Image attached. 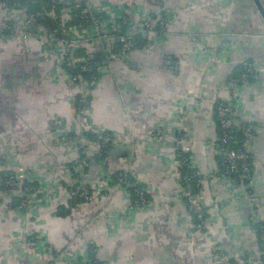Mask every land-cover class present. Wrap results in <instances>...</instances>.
Wrapping results in <instances>:
<instances>
[{
	"label": "crops",
	"instance_id": "obj_1",
	"mask_svg": "<svg viewBox=\"0 0 264 264\" xmlns=\"http://www.w3.org/2000/svg\"><path fill=\"white\" fill-rule=\"evenodd\" d=\"M85 1L101 15L136 6L141 18H165V28L149 48L123 60H108L109 47L97 42L83 49L100 73L98 85L86 90L88 120L112 144L98 159L88 148L80 175L71 169L76 147L53 139L79 127V104L58 67L59 54L34 37L0 35V173L12 172L20 160L23 182L37 188L39 201L30 217L5 209L12 198L1 193L0 264H51L54 256L74 263L94 256L100 264H224L257 250L249 202L242 192L232 199L223 184L204 182L193 193L206 219L203 231L196 228L174 143L183 134L189 170L209 174L219 133L214 102L235 99L234 121L261 128L250 148L264 223V20L253 1ZM3 15L0 7V24ZM25 16L18 9L8 18L19 23ZM245 63L252 75L231 86ZM118 173L144 191L149 204L143 210H128L135 195L115 185ZM76 184L92 188L97 201L70 210Z\"/></svg>",
	"mask_w": 264,
	"mask_h": 264
},
{
	"label": "built area",
	"instance_id": "obj_2",
	"mask_svg": "<svg viewBox=\"0 0 264 264\" xmlns=\"http://www.w3.org/2000/svg\"><path fill=\"white\" fill-rule=\"evenodd\" d=\"M28 3H35L36 0H26ZM41 3L36 13H27L28 3L21 0H0V7L4 15L0 24V35L5 38H27L34 37L51 44V52L59 54L58 67L66 74L75 95L72 100L79 104V127L72 134L66 132L54 135V141L58 145H74L78 151L77 157L73 160L71 169L78 175L88 165L89 158L86 155L88 148L78 146L80 140L87 142L82 134H96L102 138V134L95 132L91 122L88 120L89 103L86 97V90L95 88L100 80V73L91 67L87 55L77 57L75 51L86 49L91 42H97L104 47H109L107 59H125L137 48H149L155 38L163 33L165 18L151 20L141 18L139 9L133 5H126L116 12L110 11L103 15L86 3L85 0H47ZM18 9H24L25 18L21 22L10 23L8 16ZM49 20L55 22L56 27L45 25L42 22ZM106 47V48H107ZM116 52H111L113 48ZM111 48V49H110ZM73 69H79L78 72ZM239 78H231L230 84L239 85L247 82L252 75V69L245 63ZM80 74L88 77L84 78ZM232 88V87H231ZM235 98V97H234ZM235 99L227 103L214 102L216 120L219 127L218 136L212 140L213 154L216 158L215 168L206 175L190 172L185 178L186 182L193 184L195 189L204 182L220 183L227 189V194L232 198L242 192L249 202V220L258 238V248L253 252L242 251L233 260H224V264H264V223L261 217V205L258 202L254 188L253 164L251 155V143L257 138L261 128L235 122L232 114L235 107ZM50 126L60 128L57 122H49ZM111 140L103 138V147ZM180 151L179 168L183 171L189 162L187 159L190 147L183 134H180L174 142ZM97 144V143H96ZM19 157L20 152L16 150ZM16 173V174H15ZM15 173L10 176L0 177V191L13 197H18L20 202L12 203L10 199L5 204V209L16 212L34 214L37 210L35 203L37 188L34 185L25 184L24 166L20 160L17 162ZM19 174V175H17ZM115 185L129 188L134 193V199L128 210H143L148 206L149 200L144 191L137 185L134 178L126 173H120L112 177ZM187 184L182 190V196L186 201L188 210L195 215L196 228L203 231L206 227V219L201 209L194 201L192 185ZM233 199V198H232ZM92 188L84 184H76L71 191L70 210H75L83 203H95ZM31 214V216H32ZM29 216V215H28ZM30 216V217H31ZM32 237V236H31ZM32 243H37L40 238H30ZM49 250L53 251L50 242H46ZM96 255L97 250L93 251ZM57 257H53L51 264H100L97 258H84L79 262L62 263Z\"/></svg>",
	"mask_w": 264,
	"mask_h": 264
},
{
	"label": "trees",
	"instance_id": "obj_3",
	"mask_svg": "<svg viewBox=\"0 0 264 264\" xmlns=\"http://www.w3.org/2000/svg\"><path fill=\"white\" fill-rule=\"evenodd\" d=\"M23 2H27L26 0H21ZM48 1L47 0H36L35 3H28V7H27V13H36L39 9H40V4L41 3H47ZM43 24L45 25H51L52 27H56L55 26V22H52V21H49V20H45L42 22ZM117 48H113L112 52H116ZM75 55L77 57L79 56H83L84 55V50L83 49H80V50H77L75 51ZM90 65L91 67L93 68V65H95V63H92L90 60ZM242 68L241 67L239 70H238V74L237 76L233 77V78H239L240 77V74L242 73ZM73 71L75 72H78L79 69H73ZM81 76H83L84 78L88 77L87 75L85 74H80ZM84 138H87V142H85L83 139L79 141V144L78 146L80 148H87V147H90L91 150H94L96 153H95V157L98 159V158H104L105 156H107L108 154V150L109 148L111 147L110 145L112 144L111 142L109 144H107V146L103 147V138H105V136H103L102 134V138H100L98 135L96 134H82ZM97 143V144H96ZM94 155V154H93ZM184 176L185 178L187 177L186 175H189L191 170H189V165L188 167L186 166V168H184ZM120 174V173H118ZM117 174V175H118ZM10 175H13L12 172H8V173H0V177H4V176H10ZM185 180V179H184ZM190 182H185L184 181V186H186L187 184H189ZM192 185L191 189H193V193L196 191V189L193 187V184L190 183ZM18 202H20L19 198L18 197H13L12 198V203L14 204H17Z\"/></svg>",
	"mask_w": 264,
	"mask_h": 264
},
{
	"label": "water",
	"instance_id": "obj_4",
	"mask_svg": "<svg viewBox=\"0 0 264 264\" xmlns=\"http://www.w3.org/2000/svg\"><path fill=\"white\" fill-rule=\"evenodd\" d=\"M253 3L255 4L259 14L261 15L262 19L264 20V6L263 4L260 2V0H252Z\"/></svg>",
	"mask_w": 264,
	"mask_h": 264
},
{
	"label": "rangeland",
	"instance_id": "obj_5",
	"mask_svg": "<svg viewBox=\"0 0 264 264\" xmlns=\"http://www.w3.org/2000/svg\"><path fill=\"white\" fill-rule=\"evenodd\" d=\"M12 172L15 173V169H13ZM73 172H74V171H73ZM15 174H16V173H15ZM17 175H19V174H17ZM0 197H1V191H0ZM34 199H35V203H36V205H37L39 201H37L36 198H34ZM1 205H2V204H1ZM1 205H0V208L2 207ZM12 211H13V210H12ZM15 212H16V211H15ZM20 212H21V211H20ZM31 214H32V213H31ZM31 214H28V215L31 216ZM47 242H49V241H47ZM232 260L235 261L234 259H232ZM65 262H67V261L65 260V261H63L62 263H65Z\"/></svg>",
	"mask_w": 264,
	"mask_h": 264
}]
</instances>
